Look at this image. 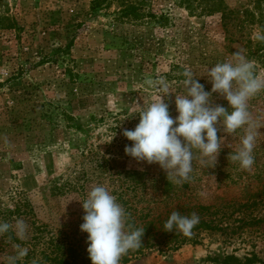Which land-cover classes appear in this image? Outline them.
<instances>
[{
  "label": "rangeland",
  "instance_id": "rangeland-1",
  "mask_svg": "<svg viewBox=\"0 0 264 264\" xmlns=\"http://www.w3.org/2000/svg\"><path fill=\"white\" fill-rule=\"evenodd\" d=\"M189 1L192 12L180 0H0V18L8 19L0 24V214L20 205L24 213L6 222L29 226L25 240L12 231L0 236V264L17 244L28 248L17 262L23 264L42 260L57 235L87 236L81 202L96 185L141 221L167 220L185 208L228 227L199 231L198 243L175 251L146 250L126 264H222L227 255L264 264V91L248 102L259 132L251 170L229 156L243 130L228 135L219 124L225 139L216 166L194 160L193 178L182 186L158 164L124 152L132 142L123 130H133L141 107L159 95L146 81L169 83L173 95L165 102L175 118L185 66L211 91L209 68L255 49L258 0ZM123 2H141L143 17L120 20ZM248 60L264 76V61ZM212 101L229 107L216 93ZM133 171L145 174L139 183L125 174Z\"/></svg>",
  "mask_w": 264,
  "mask_h": 264
},
{
  "label": "clouds",
  "instance_id": "clouds-1",
  "mask_svg": "<svg viewBox=\"0 0 264 264\" xmlns=\"http://www.w3.org/2000/svg\"><path fill=\"white\" fill-rule=\"evenodd\" d=\"M253 39L264 42V33L254 32ZM232 55L233 61L217 63L207 70L211 91H206L191 68L185 66L182 73L185 78L181 82L185 94H174L178 113L175 118L170 115L169 104L165 102L173 95L169 83L163 78L146 81L159 95L154 102L141 107L139 123L133 130H123L122 135L132 142L125 146V154L137 162L158 164L169 182L182 186L193 178L194 160L202 167L216 166L225 139L218 136L219 124L228 135L243 130L240 147L229 156L242 170H251L259 132L248 102L264 91V76L256 74L254 63L242 50ZM213 93L223 97L229 107L214 104ZM81 203L85 214L80 230L88 234L87 252L92 264H120L122 256L142 246L145 229H133L127 223L129 214L105 186L92 187ZM199 220L195 212L182 215L173 211L163 228L166 232L175 229L184 236H191ZM28 228L23 219H16L14 224L0 222V236L12 231L18 239L25 240ZM27 254L28 248L17 244L15 255L8 256L7 262L17 264Z\"/></svg>",
  "mask_w": 264,
  "mask_h": 264
},
{
  "label": "trees",
  "instance_id": "trees-1",
  "mask_svg": "<svg viewBox=\"0 0 264 264\" xmlns=\"http://www.w3.org/2000/svg\"><path fill=\"white\" fill-rule=\"evenodd\" d=\"M92 3V9L95 7L96 3ZM141 2H123L118 11L117 16L120 20L124 19H133L137 20L143 17L140 10ZM180 4L184 5L189 12H192V8L189 0H180ZM264 0H258V8L259 11L257 18V26L259 28V32L264 33ZM229 13H234L233 11ZM228 14H222L223 25L225 26V20ZM164 17H160L159 20H162ZM8 19L0 18V24L4 23ZM70 45H66L63 49L68 50ZM260 53L259 56L256 54ZM248 59L255 58L260 62V60L264 61V42L257 41L255 44V49L252 52L249 48V53L247 55ZM261 61V63H262ZM129 178L131 177L135 182L139 183V179L143 177L144 173L138 172H127L125 173ZM184 209H181L180 212L182 215H190V213L184 214ZM24 213L21 210L20 205H16L14 210L9 212V214L1 213L0 214V222H6L7 218L10 219L14 215H20ZM30 213V211H29ZM129 214V213H128ZM141 219L135 218V214L128 215L127 223L132 226V228H144V235L142 237V246L137 250H130L126 255L121 257L120 263L126 264L130 262L132 258H136L141 256L146 250H150L153 248H161L166 251H175L182 247L185 244H196L198 243V233L199 231H216V232H225L228 227H223L221 221L216 219H211L209 221H204L200 218L199 223L192 229V232L196 231L197 233H193L191 236H184L180 232L175 229L173 232L164 231L163 225L166 222V219H161L160 216L151 218H144L143 221ZM88 236V235H87ZM87 236L78 240V239H69L68 235H57L53 241H51L50 246L43 252L44 258L40 261H35V264H92L89 254L87 252L88 242ZM65 238V239H64ZM253 261L251 258H245L244 260L239 259L234 255H227L222 264H252ZM23 264H33V261L26 260Z\"/></svg>",
  "mask_w": 264,
  "mask_h": 264
}]
</instances>
